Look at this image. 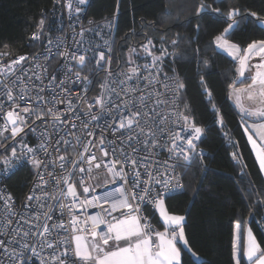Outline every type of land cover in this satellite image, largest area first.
I'll use <instances>...</instances> for the list:
<instances>
[{"label":"snow or ice","instance_id":"1","mask_svg":"<svg viewBox=\"0 0 264 264\" xmlns=\"http://www.w3.org/2000/svg\"><path fill=\"white\" fill-rule=\"evenodd\" d=\"M59 3L60 0H55ZM79 5H84L87 0H77ZM66 7L71 10L73 8L72 0H64ZM210 7V5H205L201 3L200 7L197 8V13H200L205 8ZM80 7H75V12L79 14L81 12ZM214 12H218V9H213ZM227 19L230 21L223 32L218 35L215 40L219 48L228 52L234 60L238 62L237 67V79L229 85L230 97H235V103L239 112L241 114V120L245 122V132H251L253 129L256 130L257 135L260 136V143L258 144L256 140L253 139L252 135H248V140L253 146V150L256 152L257 159L260 164L261 171H264V122L259 124H247L248 119L255 118L259 121H264V39L253 40L247 45L246 48L241 49L237 44L224 38V34L229 33L238 26V21L235 19L239 15V9L231 8L227 12ZM252 17L256 18V23L264 27V19L257 16L255 12L250 14ZM45 21L41 18L37 24V31L32 34L33 39H39L40 34L43 30ZM112 23L108 22V27H111ZM84 33V29H81V36ZM97 35H100L97 33ZM51 40L49 45H51ZM151 40L143 45L144 51L148 55H152L150 50ZM175 44V41L172 42ZM108 41H105V45ZM7 47V45L5 46ZM50 51V49H49ZM110 51V49H109ZM131 52H135V49H131ZM167 54V50H162L159 56H152L153 65L162 60V57ZM0 55H7L3 53ZM62 57L65 58L66 64L64 66L65 77L60 81L59 84H55L56 77L53 76L52 80L49 81V86L59 88L61 92L70 95V90L65 87L70 81L68 73L73 72V68L70 63H67L69 59V53H60ZM253 57H259V62L256 64H250ZM29 59V57L21 55L17 57L16 60L12 61L11 64L7 66H0V74H3L4 68H7L8 72H12L15 65H18L21 61ZM89 58L86 55H71V60L75 61L77 66L83 67ZM105 59V54L103 52L99 53V57L96 59L97 69L102 67L101 62ZM109 62L111 57L108 58ZM207 63V61H205ZM40 67V65H36ZM149 66L145 65L147 69ZM252 69L255 71L252 72ZM46 74V69L43 70ZM249 71L250 83L242 88H236L235 84L239 81L240 77L245 76V72ZM128 72L135 75L139 72L138 67H131ZM108 76L111 73L108 72ZM132 76L129 75L127 79H131ZM36 79H41L40 75L36 76ZM148 84L161 83L157 77H153L149 73L148 77H145ZM21 91L18 95L13 94V90L8 84H4L3 87L6 90V98L8 101L12 102L11 108L6 112H0L3 116L4 123L0 124V140L12 139L15 143L16 139L24 129L27 127V119L30 117H35L36 120L42 118H50L51 124L54 130H58V125L63 123L62 116L65 113H71L74 109V105L71 99L66 101V108L64 112L58 111L55 107V103H65L64 100L56 101L55 95H53L51 101H46L43 96L37 95L35 99L37 101L44 102L45 104L51 103L52 106L47 107L46 111H38L33 108L30 103L32 97L28 96L29 89L27 85L24 84L20 77ZM126 80L121 81V83H126ZM170 82L163 83V88L165 92L171 93L170 101H165L160 97L164 93L154 91L148 95H140L139 97L133 98L132 93L137 92V88L127 87L123 89V95L127 96V100H121L119 104L115 102L104 99L105 92L109 93L115 92V89L109 90L107 76L105 81L100 85V95L94 97L97 105L101 107V110H105L107 104L111 103L113 108H117L121 112V117L119 119L116 128H113V134L116 131L123 129L128 132L126 137V143L130 147L132 142L136 143L142 142L144 147L149 151L154 149L158 145V140L156 139L158 133H164L166 131V122L168 117H161L160 123L165 125V127L157 126L154 130L150 126L151 121L154 119L153 112L157 106L162 103L177 104L180 99V90L184 88L183 82L179 80H173L169 78ZM72 83H82L85 86V90H88V85L91 80L88 76L81 75V72L76 71L71 79ZM15 83V81H13ZM35 87V85H33ZM43 92L44 89H39ZM207 91V89H206ZM117 95H120L119 93ZM211 96V93L208 92ZM152 111H148L147 102L153 99ZM243 98L252 102L254 106H246L243 102ZM78 100L87 104V99L84 96H79ZM18 101H23L26 106L20 107ZM3 101H0V105ZM187 106H185L186 108ZM92 105H88L89 114ZM127 112V115L123 113ZM159 115V113H157ZM178 120L184 121V131L187 132L191 130V134L186 138V148H180L177 145V140H184L185 137L181 135L180 132L170 133V140L172 143V148L169 152L172 155H176L177 152L182 156L184 162H190L191 153L195 152L196 145L195 140L199 139L204 129L195 124L194 120L185 115L184 111H177L173 113ZM219 118V113H217ZM98 116H91V120L96 121ZM35 122V121H34ZM175 124L176 120L170 121ZM73 128L76 127L75 124L72 125ZM88 125L84 124L83 128H87ZM111 127V126H109ZM33 132L36 131L35 128L32 129ZM10 132V137L6 133ZM46 133H41V136H45ZM69 135L74 136L79 143L80 137L75 136V133H70ZM91 136L92 133L88 132ZM63 139V137H62ZM64 144H68L69 141L64 139ZM114 142H109L113 144ZM48 141L42 140L37 146L40 151L45 153L48 152L47 147ZM59 145L60 141H56ZM91 142L83 145V151L76 154L75 158L71 160L73 165H76L77 161H82L87 164V172L92 173L93 168L99 169L102 166L107 169L108 174L113 177V181H105V183H112L116 179L124 181L121 187L114 188L111 191L104 192L103 195H93L88 198L85 195L84 199H80V194L77 191V184L72 179L74 173L71 169L68 170V174L62 177H55L54 173H48L49 176H53L56 179V192L52 194V199L59 204V209L63 215L65 210L70 217L69 221L65 223L63 220L59 224H49L52 220V205L48 206V211L43 212V224L40 223L33 224L32 219H25L21 216L20 219L24 220L25 223L30 225L29 230L25 231L21 228H16L14 230L15 236L9 238L8 243L0 241V248H3V254L10 258L13 264H25V262L31 259L27 255V250H31V256H39L40 253L37 251L36 244H30L28 241L31 237H36L39 239L41 244V251L44 248L52 249L50 255L40 257V264H181V250L177 247L178 242H183L187 246L188 241L185 238V232L182 225L185 217L182 215L170 214L164 207V201L167 194L174 192L177 187L178 177L166 175L165 172L170 171L175 167V165H170L166 160L163 162L165 167V172L157 171L151 166L138 160L137 156L134 155L138 151L136 148H132L130 152H125L123 149L119 151V157L116 155V149L112 148L111 155L113 159L107 163L104 161L103 157L109 156L108 151L109 144L105 143V138L101 136L97 144H91V147H97L100 150L101 156L98 158L95 154L89 155L85 158L84 153L91 152L90 147ZM21 149H24V155L34 154L36 149L29 147L27 144L21 143ZM57 152L60 151L57 147ZM20 157L17 156V149L12 148L10 156L0 157V164H3L5 170L7 171L12 167L13 160H19ZM147 159V158H145ZM67 160L66 155H59L56 160L53 161V167L56 166V161H59V166L64 167V161ZM31 163L39 168L42 166L43 162L36 158L35 155L31 158ZM119 165V167H117ZM47 167V165H44ZM130 171H125V168ZM138 168H144L145 173L142 174L138 171ZM153 171H156V175H153ZM80 173L85 172L84 167L79 168ZM41 185H46L48 181L44 180L43 174L38 173ZM146 176V178H143ZM91 176L89 175V179ZM86 180L83 175L79 179V187L83 189L84 194H90L95 191L94 188L86 186ZM171 183L172 187H169ZM141 185L143 187H141ZM40 185H38L39 187ZM66 187V191L64 187ZM99 186V185H98ZM157 186H159V191H157ZM47 197L48 193H43ZM36 199L40 200V197H35L34 195H29L27 197L28 201ZM11 197H7L4 200V205L7 213L9 215L15 216L17 213L13 210L12 205L9 203ZM68 201V203H65ZM144 202H149L153 204L154 208L159 211L160 216L163 219L164 230L155 231L152 228L151 222L147 217L140 215L141 204ZM264 203V201H262ZM108 205V207H104ZM40 207L43 209L44 205L41 204ZM88 207L99 208L100 212L95 215H87L83 219L76 215L75 212L79 210L80 212H85ZM114 213L116 215H114ZM36 221H40V215L34 217ZM5 227L12 224V220L5 217ZM143 221V223L141 222ZM19 223V221H17ZM104 225L105 230L98 231L97 229ZM31 227H35L38 230L35 232L31 231ZM241 224L237 222L236 232L237 236L233 240V259L235 264H244V259L246 258L247 264H264V249L257 243L256 238L252 235L250 229H244V238L242 246L239 244V233L241 232ZM63 229L69 232V235L65 238H61L58 241H49L48 237L51 236L54 229ZM16 237H19L17 239ZM12 244H18L19 250L12 248ZM242 248V252H241ZM189 253L196 257L199 261V257L191 248L187 249Z\"/></svg>","mask_w":264,"mask_h":264},{"label":"trees","instance_id":"2","mask_svg":"<svg viewBox=\"0 0 264 264\" xmlns=\"http://www.w3.org/2000/svg\"><path fill=\"white\" fill-rule=\"evenodd\" d=\"M201 3L210 7L197 13ZM52 4L53 0H0V53H7L5 58L33 52L40 46L53 21ZM231 8L239 9L235 17L238 26L224 34L226 39L240 47L264 39V27L250 15L255 12L264 19V0H90L86 9L95 22L115 14L112 51L121 61L127 48L146 35L173 48L164 69L183 82L182 110L204 129L197 152L181 169L184 190L165 197L169 211L185 216L188 244H180L181 264H235L232 237L236 222L247 225L264 249V177L248 143L241 114L228 98L229 85L237 79L236 63L215 45V38L230 22L226 14ZM41 18L45 21L41 37L33 39L31 34ZM22 137L31 140L24 130L15 143ZM15 143L11 138L1 140L0 155L4 157ZM31 174V166L19 167L6 179L9 191L19 197ZM145 210L161 228L155 210Z\"/></svg>","mask_w":264,"mask_h":264},{"label":"built area","instance_id":"3","mask_svg":"<svg viewBox=\"0 0 264 264\" xmlns=\"http://www.w3.org/2000/svg\"><path fill=\"white\" fill-rule=\"evenodd\" d=\"M89 2L90 0H87L86 4L79 5L77 0H72L73 8L69 10V8L65 5L64 0H60L59 3H56L55 0H53L50 13L53 21L50 22L48 29L46 30V34L41 40L42 42L40 46L33 52H22L8 58L0 55V66H7L11 64L12 61L16 60L17 57L21 55L29 57V59L21 61L18 65H15L12 72H8L5 67L3 74H0V101H3V104L0 105V112H6L9 108H11L12 104V102L8 101L6 98V90L3 85L8 84V86L12 88L14 95H18L23 87L20 80H17V77H20L24 84L27 85V88L29 89L28 96L32 97L30 103L33 108H36L38 111H46L47 107L52 106V104H45L44 102L37 101L35 99L37 95L43 96L46 101H51L53 95H55L56 101L64 100L65 103L57 102L54 104V107L60 112H64L66 108V101L68 99H71L73 105L75 106L71 113H65L62 116L63 123L58 125V130L53 129L50 118H42L39 120H36L34 116L28 118L27 127L24 130L30 134L31 140L29 141L22 137V139L16 142L5 155L10 156L12 148L15 147L17 149V156L20 157V159L13 160L12 167L7 171L5 170L3 164L0 165V241H4L6 244L8 243L10 237L15 236L14 230L16 228L19 227L25 231L29 230L30 225L25 223L24 220H21V216H24L25 219H32L33 224L40 223L42 225L44 220L43 212L48 211L49 205H52V220L49 221L50 225L53 223L59 224L61 220L65 223L69 221L70 217L67 214V210H65L62 215L59 209V204L51 198L52 194L56 192L57 185L56 179L53 178V176H49L48 173H54V176L58 178L68 174V170L71 169L74 173L72 179L77 184V191L80 194V199H84L85 195H88L89 199L93 195H103L104 192L111 191L124 184V181L120 179H116L114 182L106 184L105 181H113V177L108 174L107 169L103 166L99 169L93 168L92 173L89 174L87 172V164L82 161H77L76 165L71 163V160L75 158L76 154L83 151L84 144L89 142H91V144H97L102 135L105 138L106 144L114 142L113 144H109L108 147L110 155L103 157L106 163L113 159V156L111 155L112 148L117 150L116 155L118 157L121 149L125 152H130L132 148H136L138 151L134 153V155L137 156L138 160L151 166L157 171L165 172L163 162L166 160L170 165H175L173 169L165 172L166 175L178 177L176 190L171 193L181 192L184 190L181 169L182 166L187 165L189 162H184L182 156H180L178 152L176 155H172L169 152V149L172 148L169 136L170 133L180 132L181 135L185 137L184 140L176 141L180 148H186V138L191 134L190 129L187 132L184 131V121L178 120L176 116L173 115L174 112L183 111L180 99L177 104L162 103L157 106L155 112L152 113L154 119L151 121L150 126H152L154 130L157 126L165 127V125L160 123L161 117L167 116L169 122H166V131L162 134H157L156 139L158 140L159 146L155 147L151 151L144 147L142 138L140 143L133 141L129 147L126 143V137L128 136V132L126 130L120 129L113 134V128L117 127L121 117L120 110L113 108L111 103L107 104L105 110H101V107L96 104L94 99V97L100 95V85L105 81V77L107 76L109 90L114 88L115 92H112L110 96L108 92H105V100L111 99V101L119 104L121 100L128 99L127 96L123 95V89L133 87L138 89L137 92L131 94L133 98L139 97L140 95H148L157 91L164 93V95L160 97L161 99L170 101L171 93L165 92L162 85L163 83L170 82L169 78L179 80L174 73L167 72L164 69L166 60L171 58L173 54V48L166 45V43L161 40L155 41L151 36L146 35L141 42L127 48L123 61H121L120 58L116 57L112 51L115 14L112 17L95 22L92 17L86 14ZM75 7H80L82 9L79 14L75 12ZM108 22L112 23L111 27H108ZM82 28L84 29V33L81 36ZM97 33L100 35H97ZM149 39L152 42L150 46L152 55H148L142 47ZM50 40L52 42L51 45H49ZM105 41H108L107 45H105ZM131 49H135V52H131ZM165 49L167 50V54L164 55L162 60L157 62L156 65H153L152 56H159L161 51ZM62 52L69 53L67 63H70L73 68V72L68 73L70 82L65 86L70 90V95L61 92V90L59 88H55L54 85L49 86V81L52 80L53 76L56 77L55 84H59L65 77L66 70L64 69V66L66 61L65 58L60 55ZM100 52L105 54V59L101 62L102 67L98 70L96 59L99 57ZM72 54L77 56L84 54L89 59L81 68L77 66L75 61L71 60ZM109 57H111L110 62L108 59ZM37 64L40 65V67H37ZM145 65H148L149 67L146 69ZM131 67H138L139 72L132 75L128 72V69ZM44 69L47 70L46 74L43 71ZM76 71L81 72V75L83 76H88L91 80V83L88 85V90H85V86L82 83L71 82V79ZM108 72L111 73V76H108ZM149 73H151L153 77H157L161 83L148 84L145 77H148ZM37 75H40L41 79L37 80ZM129 75H131L132 78L126 80ZM124 80H126V83L122 84L121 81ZM13 81H15V83H13ZM33 85H35V87H33ZM41 88L44 89L43 92L39 91ZM118 93L120 95H117ZM79 96H84L87 99V104L79 101ZM154 100L155 96H153L152 100L147 102V109L150 112L152 111ZM18 103L21 108L26 106L23 101H18ZM89 104L92 105L90 114L88 109ZM157 113H159V115H157ZM123 114L127 115V112ZM91 116H98V119L93 121L91 120ZM172 120H176V123H171L170 121ZM216 121L220 124V117H217ZM3 123V116L0 114V124ZM73 124L76 125L75 128L72 127ZM84 124L88 125L86 129L83 128ZM33 128L36 129L35 132L32 131ZM88 132H91L92 135L89 136ZM41 133H46V135L41 136ZM70 133H75V136L80 137L79 143L74 136L69 135ZM8 134H10V132L6 133V135ZM64 139H67L69 143L64 144ZM42 140L48 141L47 153L40 151L37 147ZM58 140L60 141L59 145L56 144V141ZM21 143L27 144L29 147L36 149L35 153L24 155L25 150L21 149ZM194 143L196 145V149L194 153H191V159L197 152L198 139L195 140ZM57 147L60 149L59 152L56 150ZM232 153L235 154V150H232ZM92 154H95L98 158L101 156L100 150L97 147H91V152L84 153V156L87 158ZM33 155L43 162L41 167L37 168L31 163ZM59 155L67 156V160L64 161L63 168L59 166V161H56V166L53 167L52 162L55 161L56 157ZM119 158L123 159V157ZM23 165L31 166L32 174L26 183L23 193L19 197H16L9 191L6 185V179ZM44 165H47V167ZM80 167L85 168L84 173L79 172ZM117 167H119V165ZM125 171L130 170L126 167ZM138 171L142 174L145 173L144 168H138ZM38 173L43 174L44 180L48 181L46 185H41ZM82 175L87 182L86 186L94 188V192L90 194L83 193V189L79 187V179ZM89 175L91 176L90 179ZM153 175H156V171H153ZM143 178H146V176H143ZM38 185L40 186L38 187ZM141 187L143 186L141 185ZM169 187H172L171 183L169 184ZM64 190L66 191V187H64ZM159 190V186H157V191ZM43 193H48L49 195L45 197ZM29 195L40 197V200L37 201L36 199H33L28 201L27 197ZM9 196L11 197L9 203L12 205L13 210L17 213L15 216L9 215L5 209L4 200ZM65 203H68V201H65ZM41 204L44 205L43 209L40 207ZM104 207H108V205H104ZM147 207L152 208L153 204L149 202L142 203L140 215L147 217L151 222L153 230L157 231L158 228L146 214L145 209ZM97 212H100L99 208L88 207L85 212L77 210L75 214L83 219L85 216L95 215ZM36 215H40V221H36L34 219ZM114 215L116 214L114 213ZM6 216L7 219L12 220V224L7 227H5ZM17 221H19V223H17ZM141 222L143 223V221ZM37 230V228L31 227L32 232ZM97 230H105L104 225H101ZM68 235V231L57 228L52 231V234L48 237V239L49 241H58ZM16 238L19 239V237ZM28 242L30 244H36L37 251L40 255L31 256V250H27V255L30 256L31 259L27 260L25 264H40V257L50 255L51 252L54 251L47 248H44L41 251L40 241L36 237H31ZM11 247L19 250L18 244H12ZM0 264H13L10 258L3 254V248H0Z\"/></svg>","mask_w":264,"mask_h":264},{"label":"crops","instance_id":"4","mask_svg":"<svg viewBox=\"0 0 264 264\" xmlns=\"http://www.w3.org/2000/svg\"><path fill=\"white\" fill-rule=\"evenodd\" d=\"M225 38V37H224ZM226 39V38H225ZM247 46H244V47H241V49H244V48H246ZM255 59H260L259 57H253L252 58V60L250 61V64H251V62L252 61H254ZM234 60V59H233ZM235 61V63H236V60H234ZM250 72L249 71H246L245 72V76L244 77H241V78H239V80H242V79H245L246 81H244L245 83H247V81L250 83L251 81H249V79H250ZM236 76H238V74H237V69H236ZM242 83H240L239 85H235V87L236 88H240V85H241ZM244 85V84H243ZM228 92H230V89L228 88ZM229 95V94H228ZM228 98H229V96H228ZM230 99V98H229ZM230 101H231V99H230ZM231 103L234 105V107L239 111V109L237 108V106H236V104H235V102L234 101H231ZM253 120H251V119H248L246 122H251L252 123V121H254V122H256V123H262V122H264V121H259V120H254L255 118H252ZM246 136H247V139H248V134L246 133ZM248 143H249V145H250V147H251V149H252V151H253V154H254V156H255V158H256V161H257V163H258V165H259V167H260V164H259V161H258V159H257V156H256V152L253 150V146H252V144L249 142V140H248ZM259 143H260V141H259ZM261 170V169H260ZM262 172V175H263V177H264V171H261ZM164 207L166 208V205H165V201H164ZM154 210H155V212H156V214H157V217H158V220H159V222L161 223V228H159L157 231H163L164 230V223H163V219H162V217L160 216V214H159V211L158 210H156L155 208H154V206L152 207ZM166 210L170 213V214H176V215H182V216H184V214L183 213H177V212H171V211H169L167 208H166ZM185 217V216H184ZM185 220V219H184ZM183 223H184V221L182 222V225H183ZM236 224H237V222L236 223H234V228H233V237H232V256H233V240H234V237H236L237 236V232H236ZM244 229H250L247 225H245V226H243V227H241V232L239 233V244H240V239H241V237H243L244 238V233H243V230ZM251 230V229H250ZM251 232H252V230H251ZM252 235L254 236V234H253V232H252ZM255 237V236H254ZM243 238H242V244H243ZM257 241V240H256ZM258 243V242H257ZM180 244H183V242H178L177 243V247L178 248H180ZM241 252H242V248H241ZM245 260H246V258H244ZM234 263H235V260H234Z\"/></svg>","mask_w":264,"mask_h":264},{"label":"rangeland","instance_id":"5","mask_svg":"<svg viewBox=\"0 0 264 264\" xmlns=\"http://www.w3.org/2000/svg\"><path fill=\"white\" fill-rule=\"evenodd\" d=\"M36 31H37V29H36ZM40 37H41V34H40ZM228 40V39H227ZM230 41V40H229ZM232 42V41H231ZM232 43H234V42H232ZM236 44V43H235ZM215 45H216V47L218 48V49H220L221 51H223V52H225V53H227L228 54V52L227 51H225V50H223V49H221V48H219L218 46H217V44H216V40H215ZM239 46V45H238ZM240 47V46H239ZM241 48V47H240ZM229 55V54H228ZM230 56V55H229ZM232 57V56H231ZM233 58V57H232ZM259 62V59H255L254 61H252L251 62V64H256V63H258ZM237 67H238V62L236 61V69H237ZM255 70L254 69H252V72H254ZM241 78V77H240ZM249 81H250V79H249ZM249 82L247 81V83H245V82H243L241 85H240V88H242V87H244L245 85H247ZM244 84V85H243ZM228 96H229V98L231 99V101H234L235 102V97L234 96H232V97H230V92H228ZM243 102L245 103V105L246 106H254V105H252V102H250V101H248L246 98H243ZM236 104V103H235ZM247 124H259V122L258 123H256V122H254V121H252V123L251 122H246ZM244 125H245V122H244ZM244 128H245V126H244ZM248 135H252L253 136V139L254 140H256L257 141V143L259 144V141H260V136L259 135H257V133H256V130L255 129H253L251 132H248L247 133ZM0 142H1V140H0ZM0 157H2L1 155H0Z\"/></svg>","mask_w":264,"mask_h":264}]
</instances>
